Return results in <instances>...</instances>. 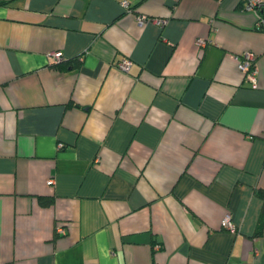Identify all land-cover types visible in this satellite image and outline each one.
Masks as SVG:
<instances>
[{
	"label": "crops",
	"instance_id": "1",
	"mask_svg": "<svg viewBox=\"0 0 264 264\" xmlns=\"http://www.w3.org/2000/svg\"><path fill=\"white\" fill-rule=\"evenodd\" d=\"M244 5L0 0V264H264V9Z\"/></svg>",
	"mask_w": 264,
	"mask_h": 264
},
{
	"label": "built area",
	"instance_id": "2",
	"mask_svg": "<svg viewBox=\"0 0 264 264\" xmlns=\"http://www.w3.org/2000/svg\"><path fill=\"white\" fill-rule=\"evenodd\" d=\"M124 7L128 9L129 4L127 1L123 2ZM245 11L248 12H256L261 9H264V0H245V5L243 7ZM140 22H144L148 20V17L145 15L139 16ZM157 21L159 24L164 25L167 22V19H154ZM260 26H263L262 23L259 24ZM259 26V27H260ZM200 44H205V42L200 39L199 40ZM53 56V62L55 64L62 62L64 59L61 55V53H51ZM57 62V63H56ZM240 69L244 72L246 80H248L253 87L258 86V69L255 64V53L247 51L244 53L242 60H238ZM132 61L130 59H124L120 64L119 67L122 71L128 72L130 70ZM62 146V145H61ZM54 181L53 179H50L48 181V184H52ZM222 226L223 228L229 230L230 232L235 233L236 232V225L232 222L229 216L225 217L222 221ZM60 232H63V229L60 227L57 229Z\"/></svg>",
	"mask_w": 264,
	"mask_h": 264
},
{
	"label": "trees",
	"instance_id": "3",
	"mask_svg": "<svg viewBox=\"0 0 264 264\" xmlns=\"http://www.w3.org/2000/svg\"><path fill=\"white\" fill-rule=\"evenodd\" d=\"M58 66H62V64H59ZM248 81V80H247ZM256 192H257V194L263 199V201H264V189H261V188H258L257 190H256ZM39 199H40V202H41V204L42 205H45V206H48V205H50L52 202H53V200L52 199H46V198H43V197H39ZM261 227L262 226H260V229H259V232L258 233H261L260 231H261Z\"/></svg>",
	"mask_w": 264,
	"mask_h": 264
},
{
	"label": "rangeland",
	"instance_id": "4",
	"mask_svg": "<svg viewBox=\"0 0 264 264\" xmlns=\"http://www.w3.org/2000/svg\"><path fill=\"white\" fill-rule=\"evenodd\" d=\"M55 53H60L59 51H54ZM54 52H51V53H54ZM62 55V54H61ZM63 57V56H62ZM64 59V58H63ZM65 62V59L62 61V62H59V63H57L56 65H59V64H63ZM55 64V63H54Z\"/></svg>",
	"mask_w": 264,
	"mask_h": 264
}]
</instances>
